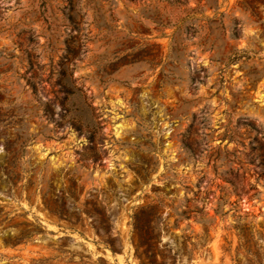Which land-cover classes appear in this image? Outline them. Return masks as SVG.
<instances>
[{
  "label": "rangeland",
  "instance_id": "rangeland-1",
  "mask_svg": "<svg viewBox=\"0 0 264 264\" xmlns=\"http://www.w3.org/2000/svg\"><path fill=\"white\" fill-rule=\"evenodd\" d=\"M0 121V264H264V0H0Z\"/></svg>",
  "mask_w": 264,
  "mask_h": 264
},
{
  "label": "trees",
  "instance_id": "trees-1",
  "mask_svg": "<svg viewBox=\"0 0 264 264\" xmlns=\"http://www.w3.org/2000/svg\"><path fill=\"white\" fill-rule=\"evenodd\" d=\"M77 91H80V89H78ZM68 92L72 93L71 90H69ZM44 112L45 114L51 113V111L46 108ZM71 121L76 123V128L79 131L86 129L87 124L89 122L88 119H85L84 121H82L81 117H76V116L71 117ZM87 133H89V139L93 140L94 138L93 133L91 132H87ZM226 182L229 183L231 186H233V188H235L231 180H226ZM249 190L254 191L252 194L249 195V197H253L258 193L254 185H250ZM146 209L148 210L146 211ZM153 209L154 208L152 206H149L147 208H141L139 214H135L132 216V223H131L132 229L137 235L138 245L141 247L144 255L149 260L155 259V253H154V247H153V241H152V237L154 235V230H155L154 221H153L155 218V213L153 212ZM144 211H146V214ZM56 213L60 217H63V218L66 217L65 211L62 207H60V209H58ZM184 216L188 217L187 215H184ZM95 229L98 230V228H95Z\"/></svg>",
  "mask_w": 264,
  "mask_h": 264
}]
</instances>
